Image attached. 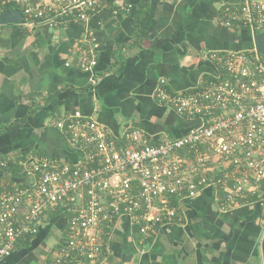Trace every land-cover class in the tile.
Segmentation results:
<instances>
[{"label": "crops", "instance_id": "1", "mask_svg": "<svg viewBox=\"0 0 264 264\" xmlns=\"http://www.w3.org/2000/svg\"><path fill=\"white\" fill-rule=\"evenodd\" d=\"M141 1L108 0L88 21L58 27L0 24V190L23 182L25 162L81 159L56 126L70 113L97 120L119 140L135 129L155 143L184 136L202 119L160 103V80L171 92L192 90L224 75L212 52L255 48L249 28L224 22L225 7L243 0H147L140 27L134 15ZM90 54L97 59L93 72L80 66ZM178 206L181 220L156 226L149 244L129 216L118 218L105 229L96 264H263L259 209L222 211L211 186ZM59 209L49 211L38 232L19 241L0 264H55L69 227L66 208Z\"/></svg>", "mask_w": 264, "mask_h": 264}, {"label": "built area", "instance_id": "2", "mask_svg": "<svg viewBox=\"0 0 264 264\" xmlns=\"http://www.w3.org/2000/svg\"><path fill=\"white\" fill-rule=\"evenodd\" d=\"M107 1L0 0V14L14 4L26 26L58 27L69 20L88 21ZM224 22L264 31V0L226 6ZM211 57L224 75L204 79L192 90L171 92L160 80V103L181 116L202 119L180 138L155 143L135 129L119 140L82 114L58 119L57 128L82 157L77 162L49 156L25 162L23 182L0 190V260L36 234L44 216L59 206L69 214V227L54 263L81 258L96 264L106 227L121 216H129L147 239L157 225L181 220L174 199L194 198L208 186L216 189L222 211L252 205L249 198L264 181V57L256 48L212 52ZM80 66L93 72L97 59L85 55ZM259 204L264 207V199Z\"/></svg>", "mask_w": 264, "mask_h": 264}, {"label": "water", "instance_id": "3", "mask_svg": "<svg viewBox=\"0 0 264 264\" xmlns=\"http://www.w3.org/2000/svg\"><path fill=\"white\" fill-rule=\"evenodd\" d=\"M24 15L19 8H15L12 10H4L0 14V24H23ZM254 45L258 52V54L264 57V31L262 32H254L253 33ZM261 253L264 264V235L261 241Z\"/></svg>", "mask_w": 264, "mask_h": 264}, {"label": "trees", "instance_id": "4", "mask_svg": "<svg viewBox=\"0 0 264 264\" xmlns=\"http://www.w3.org/2000/svg\"><path fill=\"white\" fill-rule=\"evenodd\" d=\"M139 6L140 7L136 10V13H135L134 17H135V20L138 23V25L140 27H143V25H144V23L146 21V18H147V0H142L140 2ZM15 8H16V6L14 4H9V5L5 6L4 10H12V9H15ZM258 32H260V31H258ZM249 199L253 202L252 205L256 209H259L260 212H262V215H263L264 214V207L259 204V201H260V199H264V181L261 184L260 192L258 194H256V195H254V196H251ZM173 202L175 204H178L179 200L177 201V199H174ZM60 209H61V207H60ZM54 214H56V212L53 213V215ZM173 221H175V220H173ZM135 229L137 230V232H139V229H138L137 226H135ZM152 236L153 235L151 234L149 237H147V239H146L147 244L151 243Z\"/></svg>", "mask_w": 264, "mask_h": 264}]
</instances>
